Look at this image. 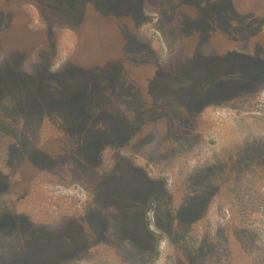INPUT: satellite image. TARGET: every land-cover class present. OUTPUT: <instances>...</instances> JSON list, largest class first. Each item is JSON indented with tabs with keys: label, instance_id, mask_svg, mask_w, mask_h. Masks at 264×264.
<instances>
[{
	"label": "rangeland",
	"instance_id": "1",
	"mask_svg": "<svg viewBox=\"0 0 264 264\" xmlns=\"http://www.w3.org/2000/svg\"><path fill=\"white\" fill-rule=\"evenodd\" d=\"M0 264H264V0H0Z\"/></svg>",
	"mask_w": 264,
	"mask_h": 264
},
{
	"label": "trees",
	"instance_id": "2",
	"mask_svg": "<svg viewBox=\"0 0 264 264\" xmlns=\"http://www.w3.org/2000/svg\"><path fill=\"white\" fill-rule=\"evenodd\" d=\"M198 209L199 204L196 201L189 202L187 200L185 203L177 207V215L181 220H183V223H186L192 218V216L197 214Z\"/></svg>",
	"mask_w": 264,
	"mask_h": 264
}]
</instances>
